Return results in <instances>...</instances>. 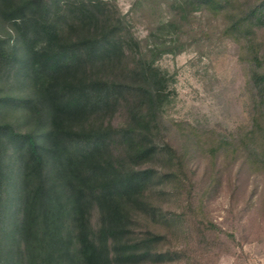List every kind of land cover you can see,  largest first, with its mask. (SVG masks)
Returning <instances> with one entry per match:
<instances>
[{
    "label": "trees",
    "instance_id": "trees-1",
    "mask_svg": "<svg viewBox=\"0 0 264 264\" xmlns=\"http://www.w3.org/2000/svg\"><path fill=\"white\" fill-rule=\"evenodd\" d=\"M211 1L231 2L180 0ZM236 15L227 31L251 51L264 0ZM177 28L162 21L143 43L114 0H0V264H206L221 239L202 200L187 207L194 253L163 244L156 225L187 210L165 209L150 191L185 180L197 153L213 167L200 197L218 164L264 172V55L245 60L247 124H174L164 115L174 76L156 61L175 51Z\"/></svg>",
    "mask_w": 264,
    "mask_h": 264
},
{
    "label": "rangeland",
    "instance_id": "rangeland-1",
    "mask_svg": "<svg viewBox=\"0 0 264 264\" xmlns=\"http://www.w3.org/2000/svg\"><path fill=\"white\" fill-rule=\"evenodd\" d=\"M114 1L143 43L150 30L160 22L177 21L175 51L163 53L156 61L174 76L172 100L164 113L167 121L174 124L187 122L199 129L217 128L229 132H236L249 122L245 60L254 57V53L264 55V24L256 15L250 22L251 51L250 48L243 49L244 42L238 41L233 31L228 32L227 25L237 19V13L244 15L261 0H231L227 6L211 1L197 9L180 0ZM14 93H22V90L15 89ZM239 160L234 164L216 166L220 172L219 180L214 189L203 197L200 196L213 167L200 153L192 155L185 169L178 171L179 176L186 177L185 180L178 183L175 177L173 181L163 183L161 188L164 191L158 188L150 191L152 201L165 209L182 210L185 207L187 210L180 222L156 225L168 234L164 245L188 246L195 253L200 245L199 236L194 228V216L190 215L187 207L191 201L198 203L202 200V212L217 224L221 239L209 262H204L263 263L264 172H240ZM164 162L167 169L175 168L171 162ZM181 260L184 261V257ZM173 262L167 264L180 263Z\"/></svg>",
    "mask_w": 264,
    "mask_h": 264
},
{
    "label": "crops",
    "instance_id": "crops-1",
    "mask_svg": "<svg viewBox=\"0 0 264 264\" xmlns=\"http://www.w3.org/2000/svg\"><path fill=\"white\" fill-rule=\"evenodd\" d=\"M262 264H264V261H263V263Z\"/></svg>",
    "mask_w": 264,
    "mask_h": 264
}]
</instances>
